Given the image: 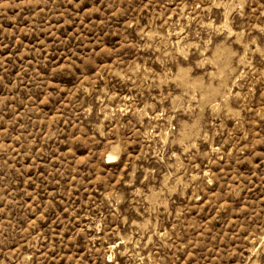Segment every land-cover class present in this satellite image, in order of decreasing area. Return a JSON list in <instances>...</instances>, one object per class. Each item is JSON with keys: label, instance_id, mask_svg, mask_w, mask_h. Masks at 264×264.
I'll return each mask as SVG.
<instances>
[{"label": "rangeland", "instance_id": "obj_1", "mask_svg": "<svg viewBox=\"0 0 264 264\" xmlns=\"http://www.w3.org/2000/svg\"><path fill=\"white\" fill-rule=\"evenodd\" d=\"M0 264H264V0H0Z\"/></svg>", "mask_w": 264, "mask_h": 264}]
</instances>
